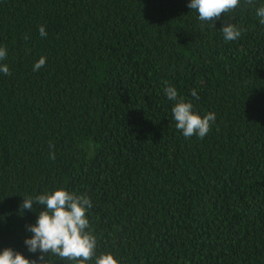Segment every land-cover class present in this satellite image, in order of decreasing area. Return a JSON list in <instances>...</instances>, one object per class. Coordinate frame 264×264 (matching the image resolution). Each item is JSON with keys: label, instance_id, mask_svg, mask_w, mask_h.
I'll use <instances>...</instances> for the list:
<instances>
[{"label": "trees", "instance_id": "16d2710c", "mask_svg": "<svg viewBox=\"0 0 264 264\" xmlns=\"http://www.w3.org/2000/svg\"><path fill=\"white\" fill-rule=\"evenodd\" d=\"M189 3L0 0V252L39 258L24 241L44 206L20 205L63 188L90 198L97 256L264 264V0L215 28ZM225 24L246 31L225 41ZM166 86L216 114L203 139L176 128Z\"/></svg>", "mask_w": 264, "mask_h": 264}, {"label": "clouds", "instance_id": "9594fccd", "mask_svg": "<svg viewBox=\"0 0 264 264\" xmlns=\"http://www.w3.org/2000/svg\"><path fill=\"white\" fill-rule=\"evenodd\" d=\"M245 5L255 6V0H243ZM241 5V0H190L188 7L196 11L199 20L211 23L220 20L224 13L231 12ZM259 23L264 25V5L256 9ZM41 37H46L45 26L38 27ZM225 41H235L241 37L242 29L234 24H225L220 30ZM27 39V37H25ZM7 59V49L0 47V62ZM46 64V57H41L33 66V71H39ZM0 73L11 75L7 64L0 63ZM164 93L168 100L174 102L172 115L175 126L182 131L185 138L196 136L203 139L215 123L216 114L209 112L203 117L194 111L193 104L180 97L174 86H166ZM191 95L197 100L199 96L193 90ZM55 159V152L50 155ZM34 205L44 206L38 213L34 225H28L31 238L24 241L30 253H40L38 259H28L22 253L5 248L0 252V264H49L50 255L60 260L76 261L77 264H119L112 253L96 255L97 239L88 231L90 223L87 210L92 207L91 200L86 195H77L63 188L46 192L34 198L23 197L20 205L21 215L25 210H34Z\"/></svg>", "mask_w": 264, "mask_h": 264}]
</instances>
